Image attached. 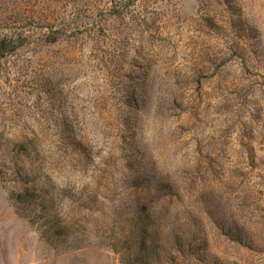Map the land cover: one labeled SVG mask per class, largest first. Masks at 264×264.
Instances as JSON below:
<instances>
[{
  "label": "rangeland",
  "instance_id": "1",
  "mask_svg": "<svg viewBox=\"0 0 264 264\" xmlns=\"http://www.w3.org/2000/svg\"><path fill=\"white\" fill-rule=\"evenodd\" d=\"M0 264H264V0H0Z\"/></svg>",
  "mask_w": 264,
  "mask_h": 264
}]
</instances>
